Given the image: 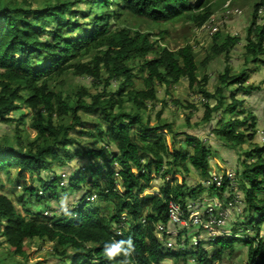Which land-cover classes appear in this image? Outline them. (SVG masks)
Masks as SVG:
<instances>
[{"label":"trees","instance_id":"16d2710c","mask_svg":"<svg viewBox=\"0 0 264 264\" xmlns=\"http://www.w3.org/2000/svg\"><path fill=\"white\" fill-rule=\"evenodd\" d=\"M79 1L83 0H57L50 2L44 9L21 7L16 4V0L0 1V117L8 121L9 118L4 117L18 109L20 105L16 102L22 101L36 112L33 125L39 131L37 139L28 143V146H24L21 139L16 141L19 145L17 148L1 145L0 166L8 173L15 166L41 172L48 167L49 157L57 159L60 148L68 151L67 145L76 143L70 136L69 127L57 130L53 123L56 108H60L61 115L72 111L78 120L77 124L80 125H83V122L77 115L79 109L99 110L107 128L99 127V132L91 135L104 139L107 148L104 146L77 151L79 156L91 159V164L89 167H82L76 176L71 178V186L82 191L85 184H90V187L99 190L101 196L92 189H85L86 197L98 195L101 200L113 202V213L109 217L103 212L105 206L93 207L91 203L97 201L94 199L78 207L70 215L63 213L65 217L61 219L46 218L45 214L40 218L29 219L19 213L9 196L0 193V222L5 224L2 235L11 246L7 257L10 260L15 259L10 258L15 255L27 257L26 241L39 237L47 238L55 243L56 247L63 248L61 256H66L68 250H73L71 264H164L181 259L187 262L195 255L203 264H211L212 260L208 258L210 254L204 247L200 246L198 250L191 249L187 252L167 251L156 233L158 224L169 223L170 199L185 204L189 199H197L203 193L189 192L191 169L186 163L190 160L192 167L199 170L203 178L210 176L209 150L204 142L189 137L185 144L177 149V146L168 143L161 124L151 127L142 120L140 114L115 113L110 103L98 101V98L92 104L80 102L79 106H68L62 101L61 95L50 90L49 82L71 69L74 60L96 49L97 55L93 62L76 65L78 73L100 78L102 67H105L110 79L124 77V86L133 85L131 63L144 59V67L148 70V77L145 78L148 92H128L129 99L140 108L144 107L146 100L155 98V78L170 84L185 77L194 84L198 80V66L190 45L172 51L161 46L160 41L152 39L150 32L131 28L130 25L124 24V21L128 15L133 19L143 18L157 24L190 21L200 27L211 17L214 0H201L198 4L194 0H84L88 8L74 11L73 7ZM262 6L264 0H260L256 5L251 32H256L262 27L264 33V26L258 25L257 22L258 11ZM30 13L36 16L32 17ZM69 13H72L73 17L80 14L84 19L82 23L75 24V27L80 29L76 37H73V30H67V25L75 23L73 18L68 17ZM112 20L119 23H116L117 27L114 29L111 27ZM53 21H59L61 24L49 28ZM217 36H221V33ZM237 41V38L227 37L214 51L228 52L230 46ZM248 49V55L258 59L257 56L263 52V43L251 42ZM149 56L153 57L148 59ZM229 73L227 69V72L220 76L222 84H236L238 92H250L255 88L243 85L249 77L247 69L239 75L230 76ZM125 89L127 88L123 87L120 92L123 93ZM23 91L28 92L27 97H23ZM233 100L227 111L236 114L241 101L235 96ZM221 103L218 100L216 109L220 108ZM44 109L48 116L43 115ZM210 109L208 105L207 118H210ZM238 124H242L240 120L222 124L223 129L220 132L224 134L223 138L236 145L249 139L253 141L254 133L249 134L250 138L247 137L246 141L242 133L236 134ZM111 146L116 150H108ZM250 155H253L256 161L250 164L242 176L245 181L242 182V188L245 204L247 203L245 210L248 213L250 211L248 221H253L257 214L259 218L254 227L260 232V223L264 221V198H260L258 194L264 193V146L251 150ZM116 166L120 168L119 172H116ZM178 168H183V179L174 184L175 175L180 173ZM116 174L120 176L121 181H117ZM158 176H164V185L156 194L144 196ZM41 182L44 189L51 190L57 196V178L53 181L41 178ZM229 184L228 178H225L222 186H212L208 195L217 192L224 198ZM31 191L34 195L35 191ZM234 225L229 224L227 230L235 228L236 223ZM120 227L122 234L118 235L117 229ZM237 228L244 230L243 226ZM231 234L232 236L225 235L217 241H211V244L219 246L218 242L223 240L222 250L212 255V258H220L221 253L229 248L233 249L235 242L228 243L229 239L241 235L234 232ZM129 239L133 245L129 256H125L121 251L113 259L107 258L106 244ZM238 241L249 245L247 264H264L263 241L257 242L256 246L255 241L240 237Z\"/></svg>","mask_w":264,"mask_h":264},{"label":"rangeland","instance_id":"374dc122","mask_svg":"<svg viewBox=\"0 0 264 264\" xmlns=\"http://www.w3.org/2000/svg\"><path fill=\"white\" fill-rule=\"evenodd\" d=\"M56 1L16 0V4L21 7L44 9L50 2ZM68 1L74 2L77 0ZM194 1L197 4L201 2V0ZM259 3L260 0H214L211 17L200 27L190 21L161 22V24H157L143 18L133 19V17L127 15L124 24L142 32H150L152 35L150 37L158 40V42L160 41L159 44L163 47L178 51L190 45L198 66V80L194 84H191L190 80L185 77L177 83L170 84L167 81L155 78L153 82V87L156 90L155 98L146 100L142 108L129 99L128 92L148 90L145 80L148 77V70L144 67V59L131 63L134 74L133 85L124 86L122 84L125 83V78L110 79L105 67H102L100 78L78 73L79 70L76 65L93 62L94 57L97 55V50L94 49L88 55L74 60L71 69L49 82V88L56 94L61 95L62 101L71 107L79 106L80 102L92 104L98 98V101L110 103L115 113L140 114L142 120L149 123L151 127L161 124L166 133L165 136L168 138V143L177 146V149L181 148V145L185 144L189 137L202 140L209 150L208 160L210 161L211 171L231 174L234 177L233 184H229V187L225 190L224 198L217 192H214L212 197L225 200L230 195L242 192V199L245 201V193L242 188V182L245 181L242 176H244L250 164L256 161L254 156L250 155V152L264 146V33L262 27L256 32L253 31L254 33L250 31L256 5ZM87 8L83 0L79 1L73 7V10L79 11ZM30 16L35 17L36 15L30 13ZM68 17L73 18L75 23L67 25V30H73L75 32L73 37H76L80 29L76 28L75 24L76 22L82 23L84 19L80 14L73 17L72 13H69ZM257 18L258 25L264 26V6L259 9ZM116 23L115 20L111 21L112 29L119 24ZM60 24L59 21H53L49 28H55ZM218 33H221V36L218 37ZM227 37L237 38L238 41L230 46L228 52H215L214 48L221 46ZM251 42L263 43V52L257 56L258 59H253L252 55H248V46ZM152 57L149 56L148 59ZM92 64L90 65L92 66ZM227 69L230 71V76L239 75L247 69L249 77L243 85L255 88L250 92H238L236 91L238 85L222 84L220 76L225 74ZM123 87L127 89L121 93L120 89ZM22 93L23 97L28 96L27 91ZM207 94L216 96L208 97ZM234 96L241 103L237 106L238 113L231 114L227 111V108L234 101ZM218 100L222 103L220 108L216 109ZM16 103L20 105L19 108L4 117L9 118L8 121L0 117V146H14L17 148L19 147L16 142L18 139L22 140L24 146H28V143L35 141L39 135L38 129L33 125L36 112L22 101ZM208 105L211 108L208 113L210 118H207ZM59 109V107L56 108L53 123L57 130L61 127H69L70 136L76 142L67 145L68 151H64L65 148H60L59 157L57 159L52 156L49 157L48 167L42 169L41 172L15 166L8 173L3 166H0V193L9 196L19 213L29 219L40 218L42 214H45L46 218L61 219L91 200L86 197L85 189H92L93 192L99 193V190L93 189L89 186L90 184H85L82 191L74 189L71 186V178H74L82 167H89L91 164V159L79 156L77 151L105 146L104 139L97 138L91 133L97 134L99 127L106 129V121L102 119L99 110L86 111L85 109H79L77 115L83 122V125H80L77 124L78 120L75 119L72 111L61 115ZM43 112V115L48 116L46 109ZM232 120H240L242 123L236 126V134L242 133L244 135L243 139L246 141L249 134L254 133L255 138L253 141L249 139L245 143L243 141L242 144L236 145L223 138L224 134L220 132L223 129L222 124H227ZM108 150L115 151L116 148L111 146ZM191 163L190 160L186 163L189 164L188 167L191 169V181L188 183L189 192L198 193L203 191L204 194H210V188L203 182L201 183L202 180L196 175ZM119 170L120 168L116 166V172H119ZM178 170L182 172L183 168H178ZM197 177L200 179L199 184ZM41 178L47 181H53L54 178L58 179L56 184L57 196L51 190L42 187ZM116 179L121 181L118 174H116ZM180 179H182V176L175 179L174 184L175 182L180 183ZM164 180V176H158L154 180L153 186L145 191L144 196L156 194L160 187L164 185ZM31 190L35 191L34 195ZM258 196L264 198V193L259 192ZM95 200L97 201L91 203V205L99 208L105 206L106 209L103 212L110 217L113 213L114 203L101 200L98 195ZM246 207L247 203L243 212L235 215L232 219L233 222L230 225L235 226L236 223V227L229 229L232 233L241 236L235 235L229 239L228 243L235 242L233 249L229 248L221 253L220 258H212V255L218 254L222 250L223 240L218 242L219 246H216L211 244V240L199 239L200 233L198 234L195 231L182 232L178 230L179 233L182 232L181 239L175 238L172 241V247L167 242L162 241L163 248L165 247L167 251L187 252L191 249L198 250L201 246L210 254L208 258L212 260V262L210 261L211 264H247L249 245L238 241L239 237L240 239L255 241V246L257 242H264V221L260 223L262 225L260 232H258L254 226L259 216L256 214L253 221H248L250 211L248 213L245 210ZM74 216L76 215L74 214ZM163 225L166 224L156 226L159 240L160 237L164 238L160 234ZM240 226H243L244 230L240 231L237 228ZM4 228L5 224L0 222V264H15V262H22V264H71L73 261V250L70 249L67 251L66 256H61L60 252L63 248L56 247L55 243L47 238L39 237L26 241L27 257L15 255V257H10L15 259L10 260L7 255L11 250V246L2 235ZM117 234H122L121 227L117 229ZM228 236H232V234L229 233ZM182 240L189 246H178L177 243ZM195 241H198V244L192 246ZM164 264L203 263L195 255L190 257L187 262L181 259L178 262L167 261Z\"/></svg>","mask_w":264,"mask_h":264},{"label":"built area","instance_id":"2783aa9c","mask_svg":"<svg viewBox=\"0 0 264 264\" xmlns=\"http://www.w3.org/2000/svg\"><path fill=\"white\" fill-rule=\"evenodd\" d=\"M225 178H228L229 183L233 184L234 177L231 174L211 173L209 177L204 178V184L211 188L212 186H222ZM241 196V197H240ZM97 198L93 195L91 200ZM243 199L240 193L230 195L223 198L212 197L208 194H200L197 199H189L185 204L176 199H170L168 203L169 223L161 226L160 241L167 242L170 247L173 246V240L181 239L182 232L200 233L199 239L205 238L212 242L219 238L228 235L230 230H227L231 224L234 213H242ZM178 230L182 232L179 233ZM169 231V233H168ZM198 241L194 242L195 246ZM179 246L186 247L187 243L184 240L177 243Z\"/></svg>","mask_w":264,"mask_h":264},{"label":"clouds","instance_id":"9594fccd","mask_svg":"<svg viewBox=\"0 0 264 264\" xmlns=\"http://www.w3.org/2000/svg\"><path fill=\"white\" fill-rule=\"evenodd\" d=\"M242 206H243V210H244L245 201H243V205ZM125 245H127V247H125ZM132 249H133V245H132V241L130 239L127 240V241H123L122 240V241H119V242H114V243H111V244H106L105 245V255L107 256V258L109 260H111L117 254H119L121 251L123 252V254L125 256H129L131 254Z\"/></svg>","mask_w":264,"mask_h":264},{"label":"crops","instance_id":"0c3cea01","mask_svg":"<svg viewBox=\"0 0 264 264\" xmlns=\"http://www.w3.org/2000/svg\"><path fill=\"white\" fill-rule=\"evenodd\" d=\"M194 170H195V172H196V175L202 180L201 183H202V182L204 183V178H203V176L201 175L200 171L197 170V169H194ZM181 173H182V172H180V173H178L177 175H175L174 180L177 179L179 176H182ZM211 173H218V172H212V171H211ZM190 175H191V172H190ZM198 177H197V179H199ZM170 178H171V177H170ZM182 179H183V176H182ZM182 179H180V182L182 181ZM200 179L198 180V184H199ZM190 181H191V177H189V182H190ZM195 186H196V185H195ZM240 194L243 195L242 192H241ZM237 214H238V213H234V214H233V219H234V216L237 215ZM234 222H235V221H234Z\"/></svg>","mask_w":264,"mask_h":264}]
</instances>
